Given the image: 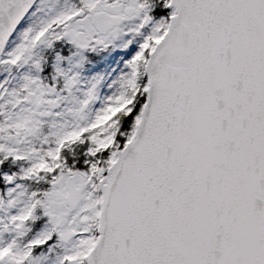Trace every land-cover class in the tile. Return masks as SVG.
Wrapping results in <instances>:
<instances>
[{
	"label": "snow or ice",
	"instance_id": "6c2138e0",
	"mask_svg": "<svg viewBox=\"0 0 264 264\" xmlns=\"http://www.w3.org/2000/svg\"><path fill=\"white\" fill-rule=\"evenodd\" d=\"M0 264H264V0H0Z\"/></svg>",
	"mask_w": 264,
	"mask_h": 264
},
{
	"label": "flooded vegetation",
	"instance_id": "af4514ba",
	"mask_svg": "<svg viewBox=\"0 0 264 264\" xmlns=\"http://www.w3.org/2000/svg\"><path fill=\"white\" fill-rule=\"evenodd\" d=\"M119 51L120 49L117 48L114 51L102 52L98 55L96 53L90 54V60L92 62L85 66L84 73L94 70L97 76H103L105 67H110L112 65V63H109L108 60L114 61L115 64H117L118 59L120 58V56L118 55ZM102 62H105V67L104 63Z\"/></svg>",
	"mask_w": 264,
	"mask_h": 264
},
{
	"label": "rangeland",
	"instance_id": "374dc122",
	"mask_svg": "<svg viewBox=\"0 0 264 264\" xmlns=\"http://www.w3.org/2000/svg\"><path fill=\"white\" fill-rule=\"evenodd\" d=\"M115 69H116L115 65L113 64L104 72L102 77L105 78V83H108V82L111 81V79L113 78V74L115 72ZM84 75L85 76H97L94 70H91V71H89L87 73H84Z\"/></svg>",
	"mask_w": 264,
	"mask_h": 264
}]
</instances>
